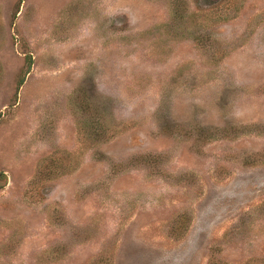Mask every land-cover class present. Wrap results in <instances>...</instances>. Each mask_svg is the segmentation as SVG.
<instances>
[{
  "label": "rangeland",
  "instance_id": "rangeland-1",
  "mask_svg": "<svg viewBox=\"0 0 264 264\" xmlns=\"http://www.w3.org/2000/svg\"><path fill=\"white\" fill-rule=\"evenodd\" d=\"M0 264H264V0H0Z\"/></svg>",
  "mask_w": 264,
  "mask_h": 264
},
{
  "label": "trees",
  "instance_id": "trees-1",
  "mask_svg": "<svg viewBox=\"0 0 264 264\" xmlns=\"http://www.w3.org/2000/svg\"><path fill=\"white\" fill-rule=\"evenodd\" d=\"M31 60V59H30ZM29 60L28 65H30L31 61Z\"/></svg>",
  "mask_w": 264,
  "mask_h": 264
}]
</instances>
